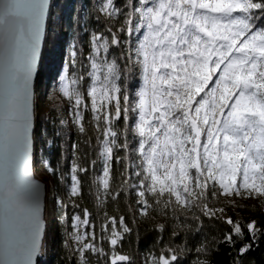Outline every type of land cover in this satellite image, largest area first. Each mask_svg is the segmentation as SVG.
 Wrapping results in <instances>:
<instances>
[{
	"label": "snow or ice",
	"instance_id": "6c2138e0",
	"mask_svg": "<svg viewBox=\"0 0 264 264\" xmlns=\"http://www.w3.org/2000/svg\"><path fill=\"white\" fill-rule=\"evenodd\" d=\"M98 10L109 23L90 34L87 57L73 46L72 70H63L59 84L78 132L86 136L91 126L97 133L103 165L93 180L97 207L123 193L135 197L134 217L155 213L179 222L184 216L196 222L190 229L196 232L204 218L218 221L230 226L221 243H240L243 257L264 230L255 221L242 226L227 209L242 207L236 198H264V0H126L123 7L100 0ZM48 16L49 0H0V264H35L41 248L42 188L29 160L32 81ZM134 71L142 83L130 96ZM114 160L123 162L119 188H113ZM88 171L73 160L69 198L82 196L80 174ZM222 198L227 208L219 206ZM55 202L67 208L62 199ZM82 211L64 242L77 264H91L92 256L98 264L102 257L135 264L116 251L132 231L125 217L105 213L101 232L107 235L98 238L92 213ZM60 220L66 223L67 214ZM156 230L163 240L165 224ZM186 251L165 245L144 264H181ZM195 251L193 264H211L208 243Z\"/></svg>",
	"mask_w": 264,
	"mask_h": 264
},
{
	"label": "trees",
	"instance_id": "16d2710c",
	"mask_svg": "<svg viewBox=\"0 0 264 264\" xmlns=\"http://www.w3.org/2000/svg\"><path fill=\"white\" fill-rule=\"evenodd\" d=\"M125 2L126 0H117V5L123 7ZM99 3L100 0H52L50 6L34 99L36 140L32 164L40 173V179L46 181L47 177L50 178L57 198L62 199L67 204V208L61 210L55 201L52 202V205L50 203L47 206L44 257L38 259L37 264H77L78 257L69 252L64 242L67 233L72 231V217L75 214H80L83 217L82 210L85 208L92 213L90 219L95 225L98 238L101 235H107V233L101 232V225L105 222V213L108 216L125 217V222L132 231L125 235L116 251L119 254L134 258L135 264L145 262V258L150 253L159 256L165 245L172 247L185 246L187 249H191V251H186L183 254L181 264H193V261L197 259L195 249L201 243H208L213 248V251L207 257L211 264H264V236H258V239L254 242L249 241L253 244V247L241 257L239 255L240 243H237L235 247L221 243L224 234L230 231V226L218 221L209 222L204 218L202 231L196 232L194 230L190 231V229L196 228V222L190 218L185 219L184 216L181 217V221L177 222L170 216L163 217L152 213L144 220H140L138 215L134 217L135 209L132 196H126L123 193L118 200L112 201L109 199L103 208L97 207L94 196L96 186L93 185L94 178L101 173L96 145L97 133L91 126H87L88 130L85 136L78 132L75 125L73 129L67 123L61 125V120L65 121L63 113L66 109L57 94H50L49 84L50 81H52V84L55 83V76L60 71L64 57L63 48L66 49L65 66L71 71L70 59L73 46L75 45L82 50L83 57L81 59L87 57L90 51V34L93 31L103 30L105 24L109 23L107 18L99 12ZM112 23L115 24L116 22L113 21ZM84 62L87 63L86 60ZM140 85L139 72L134 71L128 79L130 96H134ZM43 99H46V103ZM86 119H90V114H86ZM134 119L133 116L132 120ZM132 120L129 121V125H131ZM119 127L121 129L124 127L123 120L119 122ZM86 140H89V143H85ZM73 145H78V148L74 149ZM118 154L120 156L124 155L122 151ZM74 159L82 167L89 169L87 173L80 174L82 196L76 197L74 200L79 207H73V202L69 201L68 195ZM44 160H47L51 167L57 170V176H53L45 166L40 170V164ZM93 161H95L94 166L92 165ZM123 171V162L114 160L112 168L113 188L121 186V173ZM60 176H63V182H61ZM64 213L67 214L66 223L60 220ZM186 215L191 217L192 213ZM230 216L241 222L242 226L255 221L257 227L264 230V211L260 207L252 205L238 207L237 212H230ZM158 223H163L166 227V231L162 234L163 240L159 239L161 234L156 230ZM179 224L185 226H178ZM174 230L180 232L179 237H172ZM245 232L247 235L246 229ZM214 238L216 242L212 244ZM103 247L106 252L110 250V246L106 241ZM201 259H204V257H201ZM91 264H98L95 256L91 257ZM99 264H108V258H100Z\"/></svg>",
	"mask_w": 264,
	"mask_h": 264
},
{
	"label": "rangeland",
	"instance_id": "374dc122",
	"mask_svg": "<svg viewBox=\"0 0 264 264\" xmlns=\"http://www.w3.org/2000/svg\"><path fill=\"white\" fill-rule=\"evenodd\" d=\"M102 16H104L102 13H101ZM63 53L65 54V48H63ZM66 69V66H65V55L63 57V61L61 63V66H60V71L56 74L55 78V83L52 84V81H50V84H49V92L50 94H57L58 97L61 98V100L63 101L64 103V106H65V112L63 113V117L66 121V123L70 126L71 129H73L74 127V124L72 123V120H71V111H70V105H69V102L66 98H64L62 96V94L59 92V84H60V77L61 75L63 74V70ZM142 83V82H141ZM46 98V97H45ZM44 102L46 103V99H43ZM73 147V146H72ZM35 155V153H34ZM99 161H100V168H101V173L100 175L102 174V160L99 158ZM44 164L41 163L40 164V170L42 168H44ZM33 167V164H31V168ZM30 173L32 174L33 178L37 179L39 182H42L45 187H46V201H47V206L52 205V202L53 201H56L57 199V195H56V192L54 190V188L52 187L51 185V181H50V178L47 177L46 181L45 180H42L39 178V172L37 169L34 168V170H30ZM70 184H71V175H70V183H69V187H70ZM133 198V207L134 209L137 208V205L135 204V197L132 196ZM76 199V197H73V198H69V201L72 203L74 202V200ZM236 201L238 204L242 205V206H257V207H260L263 211H264V198H249V199H239V198H236ZM211 206V205H210ZM219 206H225L227 208V205L224 203V198L221 199V205ZM238 208H228L227 209V215L230 216V212H237ZM139 219L140 220H144L145 217H142V216H139ZM61 234V232H60ZM142 264H144V261L142 262Z\"/></svg>",
	"mask_w": 264,
	"mask_h": 264
},
{
	"label": "water",
	"instance_id": "95a60500",
	"mask_svg": "<svg viewBox=\"0 0 264 264\" xmlns=\"http://www.w3.org/2000/svg\"><path fill=\"white\" fill-rule=\"evenodd\" d=\"M51 2L52 0H49V11H50V6H51ZM47 23H48V17H46L45 20V30H44V36L42 38L41 41V47H40V57H39V61H38V66H37V72L33 77V81H32V101H33V149H32V153L30 156V160H29V172L31 170V164L33 162L34 159V153H35V140H36V116H35V103H34V99H35V91H36V86H37V76H38V70H39V64H40V60H41V56H42V52H43V48H44V42H45V37H46V31H47ZM32 179L36 182L39 183L41 185L42 188V194H41V209H40V219H41V225H42V234H41V248L39 251V254L41 252V250L43 249L44 251V247H45V242H44V238H45V234H46V226H47V221H46V208H47V201H46V187L42 182H39L37 179L33 178L32 174L30 173ZM3 232V223L0 222V233ZM39 254L38 256L35 258V264H37V261L39 258Z\"/></svg>",
	"mask_w": 264,
	"mask_h": 264
},
{
	"label": "built area",
	"instance_id": "2783aa9c",
	"mask_svg": "<svg viewBox=\"0 0 264 264\" xmlns=\"http://www.w3.org/2000/svg\"><path fill=\"white\" fill-rule=\"evenodd\" d=\"M44 257V251L43 249L41 250L40 254H39V258L42 259Z\"/></svg>",
	"mask_w": 264,
	"mask_h": 264
},
{
	"label": "bare ground",
	"instance_id": "6f19581e",
	"mask_svg": "<svg viewBox=\"0 0 264 264\" xmlns=\"http://www.w3.org/2000/svg\"><path fill=\"white\" fill-rule=\"evenodd\" d=\"M65 54H66V52H65ZM64 53H63V55H65Z\"/></svg>",
	"mask_w": 264,
	"mask_h": 264
}]
</instances>
